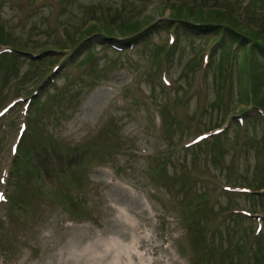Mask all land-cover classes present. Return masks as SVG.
I'll return each mask as SVG.
<instances>
[{
	"label": "rangeland",
	"instance_id": "374dc122",
	"mask_svg": "<svg viewBox=\"0 0 264 264\" xmlns=\"http://www.w3.org/2000/svg\"><path fill=\"white\" fill-rule=\"evenodd\" d=\"M175 4L264 20V0H0V50L16 54L0 57V264H264V60L155 24L143 43L113 38L120 54L99 36L73 62L59 48ZM244 88L255 121L238 120Z\"/></svg>",
	"mask_w": 264,
	"mask_h": 264
},
{
	"label": "trees",
	"instance_id": "16d2710c",
	"mask_svg": "<svg viewBox=\"0 0 264 264\" xmlns=\"http://www.w3.org/2000/svg\"><path fill=\"white\" fill-rule=\"evenodd\" d=\"M264 9V8H263ZM262 9V10H263ZM169 14L164 19L152 23L149 20H143L138 22L134 20L128 23L127 19H120L117 24L112 28L105 27L103 30H91L84 35H79L73 40L64 41L59 47L61 49L71 50L70 57H66V60L73 62L74 56L78 55V49L81 45H89L90 37L94 38L99 36L101 40L114 42V35H118L120 38L124 37V41L127 44L141 41L145 42L149 36H151L152 30L148 28L155 24L156 27H164L165 29L173 30L184 29L192 31L193 33H208L210 34V40L214 46H219V52L226 54L227 57L233 59L236 52H241L246 55V67L253 66V61L264 60V20L258 21L257 26L252 30L243 28L242 24L238 22L230 12L222 10L221 8H209L206 11L198 10L194 8V5H172L169 10ZM161 17V16H159ZM169 26V27H168ZM172 29V28H171ZM191 35V33H189ZM192 36V35H191ZM93 58V56H92ZM85 61L90 62L88 58ZM56 63V61H55ZM54 64V63H53ZM240 99L244 101L245 106L239 111V115L245 114L248 111H252V118L258 115L257 109H261L263 101L253 94L250 88L241 89L239 93ZM250 106V108H245ZM253 107V108H252ZM245 108V109H244ZM256 118L252 119L255 121ZM257 120V119H256ZM32 148L31 143H26L23 149V155L29 152Z\"/></svg>",
	"mask_w": 264,
	"mask_h": 264
},
{
	"label": "bare ground",
	"instance_id": "6f19581e",
	"mask_svg": "<svg viewBox=\"0 0 264 264\" xmlns=\"http://www.w3.org/2000/svg\"><path fill=\"white\" fill-rule=\"evenodd\" d=\"M126 209H120V208H118V209H116V211H117V213H118V217L119 218H121L122 219V222L124 223V226H126V227H130V228H132L133 230L135 229V230H137V225L136 224H134L132 221H130V219H129V217H128V213H129V211L128 210H126ZM118 225V224H117ZM124 228V229H127V228ZM134 230V231H135ZM125 231H123V233H124ZM141 242V239L139 240V243ZM111 250V248L108 250V251H110ZM155 264H157V262H155Z\"/></svg>",
	"mask_w": 264,
	"mask_h": 264
}]
</instances>
